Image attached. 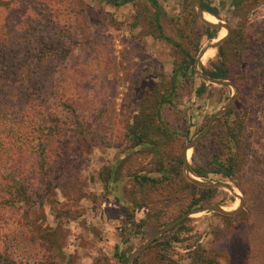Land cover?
<instances>
[{"label":"rangeland","instance_id":"obj_1","mask_svg":"<svg viewBox=\"0 0 264 264\" xmlns=\"http://www.w3.org/2000/svg\"><path fill=\"white\" fill-rule=\"evenodd\" d=\"M158 1L165 33L178 42L201 46L196 60L226 37V29L219 30L213 41L203 36L205 25L195 0ZM203 1L219 9L218 16L206 12L205 19L224 23L231 32L241 31L254 54L252 71L264 73V0H246L247 12L236 13L227 11L231 0L223 1L225 10L221 0ZM2 2L7 6L0 4V27L6 29L15 49L22 51L18 59L29 48L38 50V55L41 50L49 54L44 62L49 70L40 72L38 85L50 99L39 111L56 115L63 132L54 136L55 162L46 172L50 187L36 171L35 157L23 161L33 200L5 210L0 264H129L132 254L184 214H190L183 220H188L185 226L179 227L182 221L157 238L135 259L138 264H199V256L219 264H264V82L248 103L242 171L234 181L213 174L203 179L191 169L207 165L215 154L209 134L217 120L233 107H242L244 96L235 81L224 80L239 89L235 103L187 150L235 95L231 86L203 80L194 66L193 86L180 89L173 104L162 111L165 123L182 133L167 149L176 157L186 146L183 175L197 187L186 190L183 201L172 202L161 189H140L131 178L134 173L155 175L154 154L134 147L129 127L136 122L143 100L171 77L178 60L173 47L160 39L152 9L145 3L117 7L104 0ZM193 15L198 16L197 23ZM237 48H231L233 60ZM217 61L218 50L209 49L199 69L205 74L203 67L211 69ZM233 68L235 74L241 73L239 64ZM202 83L207 91L199 96ZM186 164L191 176L201 182L233 187L244 200L240 212L234 217L198 212L208 205L236 210L240 199L224 188H213L211 199L186 211L191 197L200 195V187L186 177ZM116 169L118 180L111 176ZM143 223L140 232L134 224Z\"/></svg>","mask_w":264,"mask_h":264},{"label":"trees","instance_id":"obj_2","mask_svg":"<svg viewBox=\"0 0 264 264\" xmlns=\"http://www.w3.org/2000/svg\"><path fill=\"white\" fill-rule=\"evenodd\" d=\"M103 1V0H100ZM107 3L123 7L135 2L147 4L153 11V21L161 40L171 45L178 55V60L169 79H163L160 87L153 94L143 100L136 122L129 127L128 137L135 148L141 147L150 151L155 157V172L153 176L134 173L132 179L140 189L159 188L169 194L172 200L183 201L186 190L197 189L189 183L183 175L186 146L181 148L179 156H173L167 149L182 135L178 130L165 123L162 111L164 106L173 104V98L182 88L193 86L192 76L197 55L201 46L198 43L176 41L168 36L162 26L164 11L158 0H104ZM221 7L226 4L221 0ZM227 11L230 13L247 12L244 5L246 0H231ZM6 5V2L0 3ZM11 4V2H8ZM205 12L218 16L219 9L202 0ZM197 15L192 16L193 23H197ZM203 36L209 41L217 38L219 30L202 27ZM15 44L9 40L6 29L0 27V232L6 209L16 208L22 204H30L33 200L29 193L30 184L25 174L23 161L36 158V171L45 177L46 186L50 187L47 173L53 166L54 136L63 132L60 119L56 115L41 113L49 103V95L43 86L38 85L43 74L44 62L48 53L38 55V50L29 47L23 59H18L22 51L15 49ZM238 46L235 59L231 48ZM40 52V51H39ZM252 57L248 51V42L241 31L233 30L228 40L218 50V61L211 65V69L203 67L205 74L211 79L235 81L244 98L242 107H233L222 119L216 121L209 136L216 146L215 154L207 165L191 169L197 177L207 179L211 174L225 177L234 181L242 171L244 165V146L242 137L245 134L249 111L248 103L254 91L264 82V73L252 71ZM239 64L240 74L234 73L233 66ZM254 64V63H253ZM46 67V66H45ZM207 91L205 83L197 89V94L203 96ZM68 103L64 107L68 108ZM149 110V112H148ZM67 111L75 113V110ZM188 135V132H187ZM184 137L186 140L188 136ZM25 140V141H24ZM35 144L32 145V142ZM120 171L111 170V176L118 180ZM115 179V180H116ZM200 195L191 197L186 211H193L201 203L208 201L215 193V189H199ZM188 220L179 227H184ZM143 224H134L141 232ZM1 235V234H0ZM178 240V239H177ZM158 242L155 241V243ZM163 245H165L163 243ZM199 264H219L217 261L205 260L199 256ZM138 264V259L135 260Z\"/></svg>","mask_w":264,"mask_h":264},{"label":"water","instance_id":"obj_3","mask_svg":"<svg viewBox=\"0 0 264 264\" xmlns=\"http://www.w3.org/2000/svg\"><path fill=\"white\" fill-rule=\"evenodd\" d=\"M195 5H196L198 16H199L201 22L206 27H208V28H210L212 30L226 29V31H227L226 37L218 40L216 43H213L208 49H206L202 53V55L200 57H198V59L196 60V64H195V70L202 77V79L205 80L206 82H210L212 84H216L218 86H223V87L231 86L235 90V95L231 98V100L226 105V107H224V109H222L220 112H218L216 115H214V117H212V119L210 120V122L207 125L206 130L197 139H195L194 141H192L188 145L187 150L192 149L202 137L207 135V133L210 131L213 123L215 122V120L220 118V117H222V116H224L231 109V107L233 106V104L235 103V101H236V99H237V97L239 95V89L237 88V86L234 83H232L230 81L211 79L199 69L200 68V62H201L205 52L208 51L209 49L219 50V48L230 37L231 28L228 25L224 24V23H211V22L206 21L205 18H204V13H206V12L204 11L203 6H202V0H195ZM185 174H186V177L189 179V181H191L193 184H195L196 186H198L200 188H206V189L224 188V189L229 190L232 194H234L236 197H238L240 199V206L234 211H226L222 207H220L219 205H208V206H205L203 208L198 209V212H214V213H218V214H221V215H224V216L234 217L242 209L243 204H244V200H243L242 197L237 195V193L235 192V189L233 187H231L230 185L223 184V183H220V182H212V183L201 182V181H199V180H197V179H195V178H193L191 176L188 164L185 165ZM189 215L190 214H184L182 217H180L176 221H174V222L170 223L168 226H166L163 230L159 231L145 245H143L138 251H136L134 254L131 255V257L129 259V264H133V261L143 251H145L157 238L161 237L165 233H167L170 230H172L174 227H176L178 224H180Z\"/></svg>","mask_w":264,"mask_h":264},{"label":"bare ground","instance_id":"obj_4","mask_svg":"<svg viewBox=\"0 0 264 264\" xmlns=\"http://www.w3.org/2000/svg\"><path fill=\"white\" fill-rule=\"evenodd\" d=\"M205 14V13H204ZM205 18V17H204ZM206 21H208L207 19H205ZM208 22H210V21H208ZM212 23V22H211ZM224 37H225V35H224ZM202 60H203V58H202Z\"/></svg>","mask_w":264,"mask_h":264}]
</instances>
